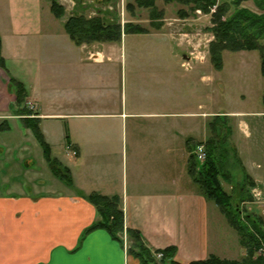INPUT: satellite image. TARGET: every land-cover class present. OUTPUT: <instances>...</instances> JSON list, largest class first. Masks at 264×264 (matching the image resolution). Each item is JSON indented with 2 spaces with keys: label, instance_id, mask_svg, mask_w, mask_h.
<instances>
[{
  "label": "crops",
  "instance_id": "obj_1",
  "mask_svg": "<svg viewBox=\"0 0 264 264\" xmlns=\"http://www.w3.org/2000/svg\"><path fill=\"white\" fill-rule=\"evenodd\" d=\"M43 8L44 0H0V264H140L108 230L85 233L97 217L84 197L91 193L119 195L126 226L151 248L175 246L180 263L243 257L238 232L188 168L215 121L226 149L235 150L241 181L264 191V89L257 109H211L202 86L217 78L170 68L138 76L134 58L124 56L128 34L77 45L59 18L43 22ZM11 77L26 87L24 104ZM27 102L73 187L52 172L19 114ZM39 162L53 176L44 179Z\"/></svg>",
  "mask_w": 264,
  "mask_h": 264
},
{
  "label": "trees",
  "instance_id": "obj_2",
  "mask_svg": "<svg viewBox=\"0 0 264 264\" xmlns=\"http://www.w3.org/2000/svg\"><path fill=\"white\" fill-rule=\"evenodd\" d=\"M48 1L54 16L62 19L66 14L65 6L59 0ZM179 1L189 5L192 11L201 10L203 13L211 15L212 26L210 30L214 35V39L210 42L209 53L217 70H221L224 66L223 53L226 50H259L261 53V72L264 75V12H255L243 6L242 4L248 0H224L223 2H219V0ZM254 1L260 9L264 10V0ZM135 6L156 10L157 4L156 0H134L133 3H128V7L132 10ZM153 16L160 17L161 12ZM64 27L77 45L121 41L124 33L149 32L147 28L133 22H126L123 25L117 17L110 19L101 11L91 17L83 13H73L64 21ZM0 67L3 69L6 67L2 55L1 37ZM10 81L15 88L17 103L24 104L27 96L25 85L14 77H11ZM18 112L24 115V118H22L24 123L32 129L42 145L45 158L49 162L52 172L67 185L73 187L74 181L71 170L52 155L51 147L40 128V118L33 117L32 115L35 113L26 106ZM217 127L218 124L215 121L210 123V129L214 135L205 142L207 147L205 162L199 164L195 154L192 153L188 171L206 198L213 200L218 205L228 223L238 232L240 242L246 249V254L243 257L226 259L211 254L206 259L180 263L175 259V246L164 249L151 248L145 242L139 230L125 226V214L122 199L119 195L109 196L91 193L84 196L97 208V217L85 230V233L97 228H104L115 239L123 243L121 235L126 231L132 244L129 253L135 256L140 264H264V256H256V251L264 247V218L256 212H246L240 206L241 201H253L250 191L255 184L250 180V187L248 188L250 196L239 201H234L233 195L224 189L220 178L223 177L225 180L228 178L224 161L228 157L229 150L223 148L224 145L222 144L226 143V139L217 135ZM243 187L245 189L244 184L241 188ZM159 254L162 255L157 257Z\"/></svg>",
  "mask_w": 264,
  "mask_h": 264
},
{
  "label": "rangeland",
  "instance_id": "obj_3",
  "mask_svg": "<svg viewBox=\"0 0 264 264\" xmlns=\"http://www.w3.org/2000/svg\"><path fill=\"white\" fill-rule=\"evenodd\" d=\"M59 1L66 8L65 16L61 21L60 19L58 20V24L62 25V27L63 22L73 13H83L91 17L101 11L110 19L117 17L123 25L126 22H133L147 28L148 33H131L128 35L124 33L122 35V39L124 35H127L125 39L127 46L124 56L126 58H134V68L137 71L134 74L145 76L164 73L170 68L177 73L196 75L198 79L202 75L209 76V78L212 76L213 78H217V84L211 87L206 85L204 81L202 86L204 106H209L211 109L218 111H229L234 109H257L261 105V98L263 96L261 89H264V75L261 72L260 51L226 50L223 53L225 68L217 70L211 61L209 53V40L214 39V35L210 30L212 26L210 14H205L201 10L192 11L189 5L179 0H156V10L137 6L132 10L128 7V3H133L134 0ZM223 1L219 0V2ZM49 3L48 0H44L41 17L46 25L50 24L48 19L54 17L50 11ZM242 5L255 12H264L254 0L245 1ZM159 12H161L160 17L153 16ZM199 41L201 45H199ZM191 52L194 53L193 56L196 58L189 60ZM185 56H188V58H185ZM183 61L191 62L192 69L182 67L181 63ZM25 106L34 112V104L27 102ZM22 116L24 118V115ZM209 131L213 136L214 133L211 129ZM222 137H225V135ZM222 145H224L223 148L228 147L227 144L223 143ZM69 146L70 153L77 155V149L71 144ZM228 150V157L224 161L228 178L225 180L221 177V183L224 189L233 195L234 201L246 199L250 196L248 192L250 180L241 181L243 170L236 161L235 150H232V148H228ZM54 154L59 155L60 148H55ZM198 162L202 164L205 161ZM40 166L44 179H49L50 176H53L46 164L43 163L41 165L39 162L37 169ZM242 184H244L245 189L244 187L241 188ZM47 189L53 190L54 188L51 186ZM250 192L253 201H241L240 206L244 211L256 212L264 218V191L262 192L261 189L251 187ZM121 238L127 253L130 254L129 249L132 244L126 231L122 233ZM262 249L264 247L256 251V256H264Z\"/></svg>",
  "mask_w": 264,
  "mask_h": 264
},
{
  "label": "built area",
  "instance_id": "obj_4",
  "mask_svg": "<svg viewBox=\"0 0 264 264\" xmlns=\"http://www.w3.org/2000/svg\"><path fill=\"white\" fill-rule=\"evenodd\" d=\"M201 12V11H199ZM211 41V40H209ZM199 45H201L200 41H199ZM193 52H191V57H189V60H191L192 58H196L195 56H193ZM184 66L187 68V69H192V63L189 62V61H185L184 63ZM70 148V146L68 145V149ZM194 153L197 157V160L200 161V162H203L206 160V157H207V149H206V145L205 143H198L194 149ZM262 251H264V249H262ZM162 254H159L158 256L160 257Z\"/></svg>",
  "mask_w": 264,
  "mask_h": 264
}]
</instances>
